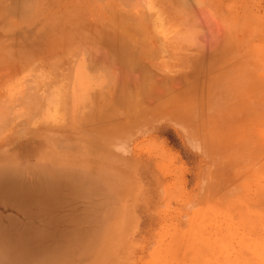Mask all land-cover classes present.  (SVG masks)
Wrapping results in <instances>:
<instances>
[{
    "label": "rangeland",
    "instance_id": "374dc122",
    "mask_svg": "<svg viewBox=\"0 0 264 264\" xmlns=\"http://www.w3.org/2000/svg\"><path fill=\"white\" fill-rule=\"evenodd\" d=\"M0 36V264H264V0H0Z\"/></svg>",
    "mask_w": 264,
    "mask_h": 264
},
{
    "label": "bare ground",
    "instance_id": "6f19581e",
    "mask_svg": "<svg viewBox=\"0 0 264 264\" xmlns=\"http://www.w3.org/2000/svg\"><path fill=\"white\" fill-rule=\"evenodd\" d=\"M51 1H52V0H51ZM53 1H54V0H53ZM32 2H33V1H32ZM72 2H73V1H72ZM74 3H75V2H74ZM91 3H92V2H91ZM75 5H76V4H75ZM27 8H29V7H27ZM27 12H28V11H27ZM73 17H74V16H73ZM73 17H72V18H73ZM51 18H52V17H51ZM65 21H66V20H65ZM51 23H52V22H51ZM114 23H115V22H114ZM62 25H63V24H62ZM51 27H52V26H51ZM48 28H49V27H48ZM58 29H59V28H58ZM78 29H79V28H78ZM78 29L76 28V30H78ZM80 29H81V28H80ZM69 31H70V30H69ZM71 31L73 32V30H71ZM38 32H39V31H38ZM80 32H81V31H80ZM36 33H37V31H36ZM69 33H71V32H69ZM75 33H76V32L74 31L73 34H75ZM29 34H30V33H29ZM46 34H47V31H46ZM115 34H116V33H115ZM76 35H78V34L76 33ZM76 35H73V36L75 37ZM79 35H81V34H79ZM67 36H68V35H67ZM1 37H2V36H0V38H1ZM5 37H6V36H5ZM8 37H9V36H8ZM74 37H73L71 40H75L76 37H75V38H74ZM83 37H84V36H83ZM30 38H31V37H30ZM77 38H79V36H78ZM85 38H87V37H85ZM92 38H93V37H92ZM1 39H3V38H1ZM25 39H26V38H25ZM66 39H67V38H66ZM87 39H88V38H87ZM26 40H28V39H26ZM71 40H70V41H71ZM77 40H78V39H76V41H77ZM88 40H89V39H88ZM24 41H25V40H24ZM28 41L30 42V41H33V40L30 39V40H28ZM37 41H38V43H40V40H36V42H37ZM67 41H68V40H67ZM22 42H23V41H22ZM71 42H72V41H71ZM78 42H80V41H78ZM17 43H18V42H17ZM34 43H35V40H34ZM69 43H70V42H69ZM76 43H77V42H76ZM18 44H19V43H18ZM16 45H17V44H16ZM2 46H4V44H3ZM2 46H1V47H2ZM33 46H34V45H32V47H33ZM46 46H47V45H46ZM38 47H40V44H39ZM28 48H29V50L32 49L30 46H29ZM2 49H3V48H2ZM9 49H10V47H9ZM39 49H41V48H39ZM4 50H5V51H4ZM4 50H3L4 53H6L7 48L4 49ZM3 51H1V52H3ZM7 52H9V51H7ZM63 52H64V51H63ZM54 53H56V52L54 51ZM1 55H2V53H1ZM13 57H14V56H13ZM17 57H18V58H20V57L22 58L23 55H22V56H21V55H20V56L17 55L15 59H18ZM49 57H51V56H49ZM16 61H17V60H16ZM18 61H19V60H18ZM22 61H23V58H22ZM22 61H21V62H22ZM26 62H27V60H26ZM29 65H30V64H29ZM14 66H15V65H14ZM14 66H13V67H14ZM31 66H32V65H31ZM33 66H34V65H33ZM79 66H80V65H79ZM89 66H90V65H89ZM101 66H102V64H101ZM30 68H31V67H30ZM99 68H100V67H99ZM99 68H98V69H99ZM31 69H32V68H31ZM41 69H43V68H41ZM32 70H33V69H32ZM88 70H89V69H88ZM88 70H87V71H88ZM93 70H94V69H93ZM15 71H16V70H15ZM27 71H30V70H27ZM90 71H92V70H90ZM104 71H105V70H104ZM0 72H1V71H0ZM25 72H26V71H25ZM12 73H13V72H12ZM20 73H21V72H20ZM107 73H108V72H107ZM27 74H28V73H27ZM56 74H57V73H56ZM84 76L86 77L85 74H84ZM84 76H83V77H84ZM88 76H89V74H88ZM86 78H87V77H86ZM82 80H83V79H82ZM17 81H18V80H17ZM12 83H13V82H12ZM62 84H63V83H62ZM79 85H80V84H79ZM9 88H10V87H9ZM11 88H12V85H11ZM78 88H79V87H78ZM76 89H77V88H76ZM74 90H75V89H74ZM23 92H24V91H23ZM69 93H71V92H69ZM4 94H5V93H4ZM4 94H3V95H4ZM84 94H85V93H84ZM84 94H83V95H84ZM0 95H2V94H0ZM83 95H82V96H83ZM136 95H137V94H136ZM16 96H17V95H16ZM79 96H80V94H79ZM0 97H1V96H0ZM3 97H4V96H3ZM76 97H77V96H76ZM44 98H45V97H44ZM0 99H2V98H0ZM3 99H4V98H3ZM73 99H74V98H73ZM4 100H5V99H4ZM13 100H15V99H13ZM33 100H34V99H33ZM44 100H45V99H44ZM74 101H75V100H74ZM12 102H13V101H12ZM43 102H44V101H43ZM43 102H41V103H43ZM58 102H59V101H58ZM36 103H37V102H35V104H36ZM39 103H40V102H39ZM56 103H57V102H56ZM45 105H46V102H45ZM7 109H8V108H7ZM29 111H30V110H29ZM59 111H60V110H59ZM65 111H67V110L65 109ZM68 114H69V113H68ZM69 115H70V114H69ZM33 122H34V121H33ZM4 125H5V123H4ZM8 125H9V124H8ZM7 189H8V188H6V190H7ZM31 196H32V195H30V197H31ZM23 198H24V197H23ZM33 198H35V196H33ZM33 198H32V199H33ZM13 246H14V248H17V249H18V248H20V247L22 246V244H14ZM17 256H21V259H23V254H22V255H17ZM16 264H19V262H17Z\"/></svg>",
    "mask_w": 264,
    "mask_h": 264
}]
</instances>
